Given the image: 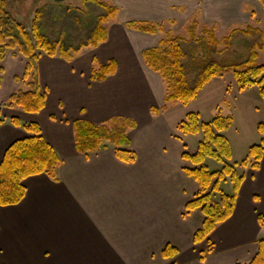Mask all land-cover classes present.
Wrapping results in <instances>:
<instances>
[{"label": "crops", "instance_id": "1", "mask_svg": "<svg viewBox=\"0 0 264 264\" xmlns=\"http://www.w3.org/2000/svg\"><path fill=\"white\" fill-rule=\"evenodd\" d=\"M113 1L119 12L105 25V42L90 48L88 55L79 51L70 62L58 56L39 58V81L47 94L39 114L0 108L4 121L0 163L11 144L27 137L21 127L10 124L13 117L21 124H37L61 162L56 179L44 174L29 177L23 181V200L0 207V264L249 263L264 237V224L259 223V217L264 220V156L258 170L241 167L234 162L230 145V164L244 177L232 215L207 241L195 245L193 236L204 217L199 210L182 216L198 191L184 173L194 166L182 154L185 149L195 153L202 136L190 147L188 141L194 136L177 133L178 123L171 122L165 106L170 102L165 100L163 80L145 65L142 55L159 47L160 33H168L170 27L196 20L199 28L209 29L215 22L236 21L250 1ZM128 23L155 25L157 32L141 33L128 28ZM93 59L99 65L114 61L115 74L102 83L90 82ZM24 65L16 52L8 53L1 63L0 105L25 90L14 81L21 77ZM116 117L135 122L136 128L128 134L129 150L136 156L133 164L120 162L111 146L87 157L75 151L72 122L82 119L99 125ZM212 161L206 159L205 166ZM214 162L212 172L221 170L222 165ZM220 188L228 196L233 194L228 179ZM209 244L211 253L201 261ZM166 245L177 249L173 259L160 257Z\"/></svg>", "mask_w": 264, "mask_h": 264}, {"label": "trees", "instance_id": "2", "mask_svg": "<svg viewBox=\"0 0 264 264\" xmlns=\"http://www.w3.org/2000/svg\"><path fill=\"white\" fill-rule=\"evenodd\" d=\"M17 2V3H16ZM28 1H15L11 6L8 0H0V87L4 70L1 63L9 51L16 52L24 61V69L21 77H15L14 81L25 87L13 93L0 105V108L20 109L25 114H39L46 104V91L42 89L39 81L38 61L43 55L50 58L58 56L67 62L71 61L74 54L86 48H97L107 39L105 25L114 20L118 15V8L109 6L100 0H81L86 4L98 7L102 12L94 19L92 29L88 37L78 44L77 47H68L58 39L53 40L43 34L41 21L43 9L41 6H28ZM30 2H32L30 0ZM32 4V3H31ZM15 9V10H13ZM28 16V18L26 17ZM25 17L27 26L22 22ZM27 27L29 31H27ZM127 27L141 33L154 35L157 32L155 25L128 23ZM200 29V31L198 30ZM186 33L189 38L181 36L168 37L159 43V47L146 50L143 55L145 65L158 74L167 87V102H177L184 106L196 100L201 90L215 77L224 73L232 72L240 92L251 87H258V94L264 103V66H256L258 57L256 50L263 48V34L258 28L247 27L245 30H233L228 37L220 41L216 38L213 28H199L196 20L187 27ZM243 37L258 36L251 48L248 59L236 66L221 67L216 63L206 64L198 71L195 80L189 83L186 69L182 60L186 54L182 43L193 44L199 47L204 45L207 50L219 53V46H229L233 36ZM208 51V52H209ZM116 63L109 61L106 65H99L92 60L90 82L102 83L109 76L115 74ZM154 114L159 111L153 110ZM55 120V117H51ZM14 127L22 128L27 134L23 140L11 144L4 153L0 163V207L18 205L24 198L26 190L23 181L37 175H47L56 179V168L60 165V159L53 147L43 138L41 129L37 124H21V121L13 117L9 120ZM233 123L232 117L216 116L211 121H200L199 114L189 113L185 119L176 126L177 133L182 136H195L201 134L195 153L182 154V159L190 162L194 167L184 169L187 177L192 179L198 191L194 199L185 206L183 217L199 210L203 217L201 227L193 236V243L199 244L207 241L211 232L232 215L239 188L244 177L238 175L235 166L230 164L232 159L230 143L225 137ZM4 121L0 119V126ZM74 134L75 151L87 157L97 153L103 148L113 147L115 157L124 164H133L136 156L129 150L130 140L128 134L136 128L135 122L130 119L116 117L105 123L96 125L86 120H76L71 123ZM257 132L262 136L258 145L248 149L247 156L241 161V167L259 169V164L264 156V124L257 125ZM212 159L222 165L221 170L212 172L205 166V160ZM228 179L233 185V194L228 196L220 188L222 182ZM261 226L264 224L259 217ZM259 251L255 258L246 264H264V237L258 242ZM201 253L200 260L211 253V248ZM178 254L177 249L166 245L160 252L164 260L173 259Z\"/></svg>", "mask_w": 264, "mask_h": 264}, {"label": "rangeland", "instance_id": "3", "mask_svg": "<svg viewBox=\"0 0 264 264\" xmlns=\"http://www.w3.org/2000/svg\"><path fill=\"white\" fill-rule=\"evenodd\" d=\"M15 1L8 0L13 6ZM25 1V0H24ZM28 6H43V17L41 28L43 34L53 40H59L68 47H77L83 42L89 34L94 24L96 16L101 14V10L92 5H84L81 0H26ZM109 6H114L113 0H100ZM250 1L241 10L239 17L225 23L224 21L214 23V32L216 38L220 41L224 37H228L233 30H245L247 27L258 28L263 34L261 50L257 49L256 66H264V0H245ZM17 3V2H16ZM32 3V4H31ZM15 10V9H13ZM241 16V17H240ZM28 18V16H26ZM22 18V22L27 26V22ZM190 20V19H189ZM191 21H182L176 27H170L168 33H160L161 39L168 37L181 36L189 40L186 33V26ZM209 27V26H208ZM200 31V29H198ZM27 31L29 28L27 27ZM168 36V37H167ZM258 36L243 37L242 35L233 36L229 46L221 45L219 53L213 50H207L204 45L199 47L193 44L182 43L185 51V58L182 60L186 69L187 79L192 83L197 72L206 64L216 63L221 67L236 66L248 59L251 46L257 42ZM209 51V52H208ZM9 51L8 53H12ZM91 52L90 48L83 49L81 55ZM16 55V54H14ZM164 92L166 93V84L162 82ZM23 90V89H21ZM171 122L180 123L187 114L197 113L201 122L207 123L216 116L232 117L233 123L226 134L232 150L234 162L240 164L247 155L249 146L258 145L260 143V135L257 132V125L264 124V103L259 97L258 87L254 86L243 92L238 90V85L233 77L232 72L224 73L221 76L213 78L198 94L195 101L184 106L177 102L165 103ZM188 141L190 147L196 146L201 140V135L191 137ZM208 168L213 171L214 161L209 162Z\"/></svg>", "mask_w": 264, "mask_h": 264}, {"label": "water", "instance_id": "4", "mask_svg": "<svg viewBox=\"0 0 264 264\" xmlns=\"http://www.w3.org/2000/svg\"><path fill=\"white\" fill-rule=\"evenodd\" d=\"M56 1H61V0H56Z\"/></svg>", "mask_w": 264, "mask_h": 264}]
</instances>
